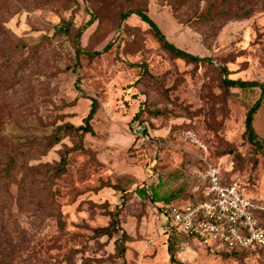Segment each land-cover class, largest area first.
I'll use <instances>...</instances> for the list:
<instances>
[{
  "label": "rangeland",
  "instance_id": "374dc122",
  "mask_svg": "<svg viewBox=\"0 0 264 264\" xmlns=\"http://www.w3.org/2000/svg\"><path fill=\"white\" fill-rule=\"evenodd\" d=\"M224 78L264 85V0H0V264H264L168 235L135 194L166 180L175 204L200 203L216 169L264 228V150L244 135L260 92ZM252 127L264 139V98Z\"/></svg>",
  "mask_w": 264,
  "mask_h": 264
},
{
  "label": "built area",
  "instance_id": "2783aa9c",
  "mask_svg": "<svg viewBox=\"0 0 264 264\" xmlns=\"http://www.w3.org/2000/svg\"><path fill=\"white\" fill-rule=\"evenodd\" d=\"M206 176L205 201L160 204L167 227L194 237L211 253L258 251L264 261V228L253 216V205L236 184L222 185L216 169H208Z\"/></svg>",
  "mask_w": 264,
  "mask_h": 264
},
{
  "label": "trees",
  "instance_id": "16d2710c",
  "mask_svg": "<svg viewBox=\"0 0 264 264\" xmlns=\"http://www.w3.org/2000/svg\"><path fill=\"white\" fill-rule=\"evenodd\" d=\"M222 1L224 3V2H228L229 0H222ZM130 15H136L140 19L141 22L145 23L149 27L151 34L153 35L155 40L158 42L160 47L163 50L167 51L173 57L183 59V60L190 62V63H199L202 61V59H199L198 57H194V56L174 47L172 44H170L166 40L165 36L158 29L156 24L144 12H142V11H130V12L123 14L121 19L125 20ZM82 29H84V28H82ZM82 29L77 33V35H76L77 37L81 34ZM64 30H66V29H64ZM79 49H80V47H79ZM79 52L84 54V55H87V56L90 55L91 56L90 53H87L82 49H80ZM94 54L97 55L98 53H94ZM221 86L225 91H228L230 89L245 90V89H251V88L252 89L257 88L259 90V92H260L259 99H257V101L249 109V111L246 115V119L244 122V127H245L244 135L247 139V142L251 146H253L258 151H263L264 150V139H260L255 134L253 127H252V121H253L254 114L256 113L258 107L261 105V100L264 98V85L258 84V83L242 82L239 80H229L227 78H224L221 81ZM96 106H97L96 101L91 100L88 114L83 120V125L74 129L75 131L81 132L82 134H92V129L90 127V121L92 120V118L96 112ZM70 128L72 129V127H70ZM156 183H157L156 185H154L153 187H149V189H147L148 187L146 189H137L135 191V194L137 195V197L140 200L148 201L151 205H153L155 207V209H157V211L160 214H162L163 211H162V207L160 206V204L168 205V204L172 203L174 199H176L178 196H180V194H179V191L173 192V193L161 192L162 186H164V184H166V180L161 181V182L158 180ZM117 224H118V219H113V221L111 222V225L113 227H111L109 225L106 228L97 229V230H95V234H97L98 236H106L107 238H111L113 236V234H115V231H114L115 229H113V228ZM260 226L262 227L261 224H260ZM112 230H113V232H112ZM121 232H122V235H121L120 239L115 240V246H116L118 256L124 257L126 247L124 246V243L118 244V242H122L123 238H126V234L122 230H121ZM167 232H168V235L175 236V237H179V236L186 237V238L189 237V236H184V235H180V234L176 233L172 228L169 229V231H167ZM168 240H169V238H168ZM167 252L169 254V261L171 263L174 262L175 259H174L173 242H171L168 245ZM219 254L229 255V256H239V255L255 256L256 258H260L262 260V262L264 263L263 258L260 255V252H258V251L250 252V251H242V250H232V251H227V252L222 251V252H219Z\"/></svg>",
  "mask_w": 264,
  "mask_h": 264
}]
</instances>
